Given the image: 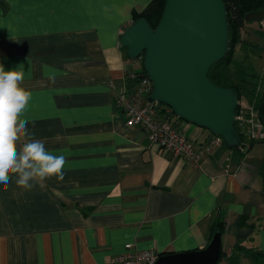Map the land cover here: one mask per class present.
Masks as SVG:
<instances>
[{"label":"crops","instance_id":"obj_1","mask_svg":"<svg viewBox=\"0 0 264 264\" xmlns=\"http://www.w3.org/2000/svg\"><path fill=\"white\" fill-rule=\"evenodd\" d=\"M152 0H0V64H23L31 92L23 118L34 138L63 154V180L30 190L15 177L0 184V264H120L139 251L203 249L225 221L217 264L240 244L239 264H264V181L254 142L247 154L186 122L193 144L205 143L198 167L150 145L127 127L114 101L132 88L120 46L133 11Z\"/></svg>","mask_w":264,"mask_h":264},{"label":"water","instance_id":"obj_2","mask_svg":"<svg viewBox=\"0 0 264 264\" xmlns=\"http://www.w3.org/2000/svg\"><path fill=\"white\" fill-rule=\"evenodd\" d=\"M263 21L264 9L244 17L246 23ZM119 43L128 59L142 57V69L153 86L151 101L220 138L227 150L241 149L234 124L237 94L208 78L211 67L230 49L223 0H165L155 29L138 19L126 27ZM257 112L264 124V99ZM220 255L221 237L216 232L203 249L160 254L155 264H217Z\"/></svg>","mask_w":264,"mask_h":264},{"label":"built area","instance_id":"obj_3","mask_svg":"<svg viewBox=\"0 0 264 264\" xmlns=\"http://www.w3.org/2000/svg\"><path fill=\"white\" fill-rule=\"evenodd\" d=\"M129 63L141 70L142 57L129 59ZM136 73L132 70L127 76L132 82V88L123 87L114 97L125 117V125L140 129L150 145H156L172 157L183 158L192 166L198 167L205 153V143L193 144L188 141L180 128L183 121L174 116L169 107L149 99L152 83L146 75L135 81ZM234 124L238 137L241 138L240 152L247 154L252 142L264 140V124L254 102L245 95L238 99ZM159 256L153 250L139 251L128 243L124 253L118 255L115 261L120 264H155Z\"/></svg>","mask_w":264,"mask_h":264},{"label":"clouds","instance_id":"obj_4","mask_svg":"<svg viewBox=\"0 0 264 264\" xmlns=\"http://www.w3.org/2000/svg\"><path fill=\"white\" fill-rule=\"evenodd\" d=\"M23 68L21 64L6 71L0 64V184L15 177L18 187L30 190L52 177L63 180L66 157L46 149L28 129L23 114L32 94L22 86Z\"/></svg>","mask_w":264,"mask_h":264},{"label":"trees","instance_id":"obj_5","mask_svg":"<svg viewBox=\"0 0 264 264\" xmlns=\"http://www.w3.org/2000/svg\"><path fill=\"white\" fill-rule=\"evenodd\" d=\"M223 1H224L226 12H227V23H228L229 41H230L229 48L230 49L227 52V55L225 56L223 60L214 64L211 67L208 73V78L211 80V82H213L217 86L224 87V88H232L236 92L238 99H240V97L244 95L243 93L245 91L240 90V88L236 85H232L231 83H228L227 68L232 62L233 56L235 55L236 44L237 42H239L238 32L240 31V29L244 27L246 23L244 22L245 15L253 11H259V10L264 9V0H223ZM164 4H165V0H152L143 11L141 12L133 11L131 13L132 21L135 22L138 19L144 18L148 22L149 26L152 29H155L161 17ZM241 74H239L238 77H242ZM144 75L145 73L141 67V70L136 73L135 81H138ZM243 82L244 81L241 80V83ZM255 98L256 99H253V101L250 99V101L254 102V106L257 109L258 105L264 99V92L258 100H257V97ZM211 136L213 137L212 134ZM239 140H241V138H239ZM253 143L254 142H252L251 145ZM231 151L234 152L235 154L242 153L238 149H234ZM243 155L245 154L243 153ZM259 176L264 181V163L259 169ZM224 228H225V221L218 219V221L212 227L211 237L216 232H218L221 237L222 232L224 231ZM240 254H249V252L248 250H245V248L242 245L238 244L234 248V251L232 252V254L228 257V264H239L238 262H239Z\"/></svg>","mask_w":264,"mask_h":264},{"label":"rangeland","instance_id":"obj_6","mask_svg":"<svg viewBox=\"0 0 264 264\" xmlns=\"http://www.w3.org/2000/svg\"><path fill=\"white\" fill-rule=\"evenodd\" d=\"M238 37L235 55L227 68V81L244 90L248 99L258 100L264 92V21L245 23ZM253 154L257 160L264 156V142L254 145Z\"/></svg>","mask_w":264,"mask_h":264}]
</instances>
